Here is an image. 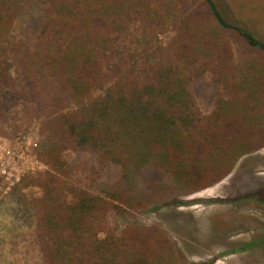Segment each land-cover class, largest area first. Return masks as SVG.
Here are the masks:
<instances>
[{
	"label": "trees",
	"instance_id": "obj_1",
	"mask_svg": "<svg viewBox=\"0 0 264 264\" xmlns=\"http://www.w3.org/2000/svg\"><path fill=\"white\" fill-rule=\"evenodd\" d=\"M205 77L220 88L208 113ZM33 126L48 171L16 187L39 191L47 264H197L159 226L117 215L229 203L195 197L264 149V38L228 0H0V134ZM77 155L119 176L85 178Z\"/></svg>",
	"mask_w": 264,
	"mask_h": 264
},
{
	"label": "rangeland",
	"instance_id": "obj_2",
	"mask_svg": "<svg viewBox=\"0 0 264 264\" xmlns=\"http://www.w3.org/2000/svg\"><path fill=\"white\" fill-rule=\"evenodd\" d=\"M234 14L257 35L264 38V0H228ZM37 12L31 8L22 13L16 30L21 31ZM171 35L163 36L167 42ZM201 109L211 111L220 88L205 77L195 85ZM39 135L35 126L6 138L0 134V264H47L40 251L35 231V187H16L25 177H36L48 171L37 160ZM87 163L85 178L111 179L120 170L95 167L89 156H74ZM86 165V164H85ZM81 168V167H80ZM85 169V168H84ZM85 186L87 183L85 182ZM264 149L244 157L234 172L222 183L195 198L221 199L226 204L190 207L143 213L119 212L118 223L154 224L167 232L180 246L188 262L197 264H264V246L249 252L231 254L242 245L264 238Z\"/></svg>",
	"mask_w": 264,
	"mask_h": 264
},
{
	"label": "built area",
	"instance_id": "obj_3",
	"mask_svg": "<svg viewBox=\"0 0 264 264\" xmlns=\"http://www.w3.org/2000/svg\"><path fill=\"white\" fill-rule=\"evenodd\" d=\"M38 160V159H37ZM39 161V160H38Z\"/></svg>",
	"mask_w": 264,
	"mask_h": 264
}]
</instances>
